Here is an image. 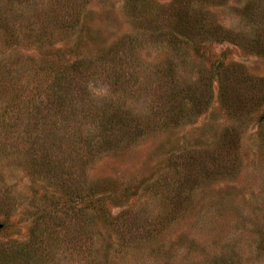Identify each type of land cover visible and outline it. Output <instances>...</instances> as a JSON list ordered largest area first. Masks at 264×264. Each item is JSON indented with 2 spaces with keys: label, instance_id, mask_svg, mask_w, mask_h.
Masks as SVG:
<instances>
[{
  "label": "rangeland",
  "instance_id": "obj_1",
  "mask_svg": "<svg viewBox=\"0 0 264 264\" xmlns=\"http://www.w3.org/2000/svg\"><path fill=\"white\" fill-rule=\"evenodd\" d=\"M0 264H264V0H0Z\"/></svg>",
  "mask_w": 264,
  "mask_h": 264
}]
</instances>
